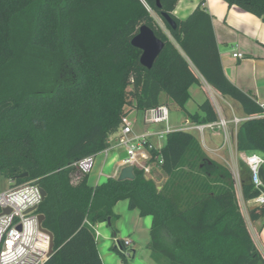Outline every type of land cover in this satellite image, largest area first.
<instances>
[{
    "label": "trees",
    "instance_id": "trees-1",
    "mask_svg": "<svg viewBox=\"0 0 264 264\" xmlns=\"http://www.w3.org/2000/svg\"><path fill=\"white\" fill-rule=\"evenodd\" d=\"M224 1L264 22V0ZM178 3L0 0V175L17 185L38 180L45 190L38 213L55 242L45 264H104L95 228L109 221L113 227L114 208L124 200L142 217H152L148 247L157 264H264L231 168L211 159L192 132L168 134L156 152L167 176L161 190L140 171L133 180L110 177L96 186L89 174L72 177L76 161L110 147L124 116L159 106L162 94L193 123L218 122L210 97L198 112L186 110L190 89L203 81L251 117L238 127V151L264 156L263 110L253 93L226 76L212 15L201 1L179 18ZM144 25L164 42L151 69L141 65L142 52L132 45ZM240 167L242 198L250 201L260 192L249 168ZM249 217L261 222V232L264 205L250 209ZM112 250L124 264L132 263L133 250L124 240Z\"/></svg>",
    "mask_w": 264,
    "mask_h": 264
},
{
    "label": "crops",
    "instance_id": "crops-1",
    "mask_svg": "<svg viewBox=\"0 0 264 264\" xmlns=\"http://www.w3.org/2000/svg\"><path fill=\"white\" fill-rule=\"evenodd\" d=\"M213 17V24L216 38L220 50L222 64L228 79L237 87L245 92L253 93L258 102L264 103V22L257 16L242 11L237 6L230 7L224 0H179L175 15L179 18L188 17L201 3ZM240 52L244 54V59H236L233 54ZM191 98L186 104V110L192 114L198 112L207 97H210L219 117L221 109L214 99V95L223 101L228 97L221 96L205 81L203 86L194 85L190 89ZM166 98V100H164ZM161 103L169 105L170 123L176 130L181 129L187 122L193 123L174 102L165 94L161 96ZM139 112L135 110L130 113L134 130L139 123ZM181 113L185 114V117ZM245 116V115H244ZM235 117V116H234ZM225 118V117H224ZM232 120V119H231ZM143 121L141 117L140 122ZM144 125V123H143ZM156 127L144 125L138 133L152 132ZM238 130V129H237ZM237 130L231 134V141L225 144L222 133L211 132L208 137L205 132L202 134L203 149L207 155L222 164H227L233 174L239 172V159L237 154ZM158 146L163 147L164 143L155 140ZM231 152V153H230ZM237 152V154H236ZM101 158L99 167L89 174V184L99 185L112 177L116 168V161L112 151L108 155L100 153L97 157ZM113 168V169H112ZM167 176L164 177V182ZM238 195L242 198L241 186L238 184ZM242 205V204H241ZM252 209V207L250 208ZM243 210V207H242ZM118 219L113 227L107 223L98 224L95 228L97 235V245L100 256L104 264H124L120 256L112 250L118 240H128L131 242L133 259L131 264H157L151 257L149 244L151 241L152 217H142L138 210H131L127 200L120 201L114 208ZM114 229L117 230L114 234ZM254 240L264 255V229L261 232L254 230ZM144 257V258H143Z\"/></svg>",
    "mask_w": 264,
    "mask_h": 264
},
{
    "label": "built area",
    "instance_id": "built-area-1",
    "mask_svg": "<svg viewBox=\"0 0 264 264\" xmlns=\"http://www.w3.org/2000/svg\"><path fill=\"white\" fill-rule=\"evenodd\" d=\"M236 59L243 60L244 54L236 52ZM260 103V102H259ZM264 117V103H260ZM136 109H133L135 111ZM171 110L168 104L142 111L144 125L156 127L152 132L138 133L129 115L122 118L119 130L110 139V147L103 151L108 155L112 151L116 161V168L112 178L118 179L121 170L131 166L134 172L140 171L147 179L154 180V172L162 171L163 159L156 152L162 149L155 140H166L168 134L178 131L170 123ZM219 121L210 124L187 122L179 130L198 131L201 134L210 129L212 132L222 133L225 144L231 141L229 126L233 124L235 130L240 124L251 117L235 116L227 120L223 116ZM239 159L249 168L251 181L260 195L245 204L255 206L264 205V156L258 153L239 152ZM98 155L84 157L72 166L81 175L90 174L96 166ZM236 181L240 184V173H235ZM238 179V180H237ZM41 185L38 180L17 185L13 179H8V188L0 191V264H45L49 256L50 237L40 230L38 207L43 198ZM9 210V213H4ZM126 245L131 242L125 240ZM117 244V243H116Z\"/></svg>",
    "mask_w": 264,
    "mask_h": 264
},
{
    "label": "water",
    "instance_id": "water-1",
    "mask_svg": "<svg viewBox=\"0 0 264 264\" xmlns=\"http://www.w3.org/2000/svg\"><path fill=\"white\" fill-rule=\"evenodd\" d=\"M160 3L161 0H157L158 7H161ZM162 17L171 28L173 29L177 28L176 22L168 14H163ZM132 45L135 48L141 50L142 55L140 58V63L143 67L147 69H151L153 67L155 60L157 59V57L164 48V42L160 40L155 35L154 31L146 25L140 28L139 33L132 40ZM263 177H264V171H263ZM134 178H135V172L133 167L131 166L123 168L118 176L119 181L133 180ZM158 189L161 190L162 187H158ZM41 195L42 198L44 199V197L46 196V192L44 189H41ZM254 208L255 207H252V209ZM4 213H9V210H4ZM44 219H45L44 215L40 214L38 218L40 230L43 231L44 233H47L50 237L49 256H52L55 247L54 234L43 227ZM107 224L110 227L112 226L111 221H109Z\"/></svg>",
    "mask_w": 264,
    "mask_h": 264
},
{
    "label": "rangeland",
    "instance_id": "rangeland-1",
    "mask_svg": "<svg viewBox=\"0 0 264 264\" xmlns=\"http://www.w3.org/2000/svg\"><path fill=\"white\" fill-rule=\"evenodd\" d=\"M152 15L155 18V20L159 23V25L165 30L166 29L165 28V24H164L163 20L160 18V16L157 15L156 13H152ZM214 97H215L214 99L217 101V103H218V105H219V107L221 109L220 113L223 114L224 117L227 120L233 119L234 116H237V117L244 116L242 107L237 101H235V100H233V99H231L229 97H228V99H226V101L221 100L216 95H214ZM164 100H166V98ZM181 114H182L183 117H185L184 113H181ZM141 117H142V113L139 112V123H138V125H136V131H138V132L144 126L143 125V121L140 122ZM134 119H135V115L132 116L131 120L133 121ZM229 129H230V133L232 134L234 132V129H235L234 125L230 124ZM211 132L212 131L210 129L205 130V136L208 137ZM192 133L198 138L200 143L203 145L202 134L200 132H198V131H193ZM221 136H223V135H221ZM161 142L165 143V140H162ZM236 154H237V152H236ZM236 156L239 159V154H237ZM100 162H101V158L98 159V161L96 163V166L94 168L95 170L99 167ZM242 164H243V162L239 159V173H240L241 178H242V171H241V167L240 166ZM80 175L81 174L77 170H75L73 175H72V177H74V179H78V177H80ZM153 177H154V182L157 184V186L158 187H162V185L164 184V177H165L164 172L163 171H159V172L155 171ZM237 183L239 184V181ZM7 188H8V179L6 177L0 175V191H3L5 189H7ZM240 201H241V204H242V207H243V213H244V215L247 218V221L249 223V228H250L252 234L254 235V230H256V231L258 230L259 226L261 225V222L252 223L251 220H250V217H249V211H250L251 207H254V205L252 203L250 205L245 204L242 201L241 197H240ZM254 238H255V236H254Z\"/></svg>",
    "mask_w": 264,
    "mask_h": 264
}]
</instances>
